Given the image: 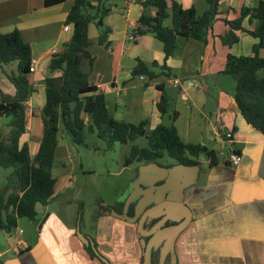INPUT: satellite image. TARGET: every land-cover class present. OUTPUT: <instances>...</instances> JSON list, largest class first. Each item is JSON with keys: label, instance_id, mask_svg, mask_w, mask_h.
I'll use <instances>...</instances> for the list:
<instances>
[{"label": "crops", "instance_id": "crops-1", "mask_svg": "<svg viewBox=\"0 0 264 264\" xmlns=\"http://www.w3.org/2000/svg\"><path fill=\"white\" fill-rule=\"evenodd\" d=\"M143 1H113L112 12L104 19V25L111 30L106 45L99 44L102 28L90 25L89 52L93 62L85 59L82 68L104 94L108 112L115 120L133 125L148 121L151 130L170 123L157 107L162 96L157 86L164 84L174 99L178 112L175 126L181 139L214 153L209 158H192L200 167L197 184L185 196L193 221L178 237L172 263L264 264V134L247 125L239 114L234 99L235 81L222 73L229 54L252 56L258 40L245 32L237 33L239 42L232 47L221 40L230 30L222 20L238 19L243 8H253L259 0H219V14L208 43L180 38L174 55L168 59L162 42L154 35L140 36L135 42L128 39V33L139 25ZM172 1L184 9L195 7L199 14L207 9L206 0H168ZM72 3L64 0L47 6L45 0H0L1 32L18 31L32 51L33 71L29 79L33 93L26 102L27 130L20 140L21 146L29 147L32 158L39 151L43 133L44 80L49 76L52 50L61 51L63 43L72 36V29L64 31ZM244 26L250 28L248 18ZM259 56L264 58V49ZM139 60L148 65L157 63L153 71L159 76L153 80L134 76L132 71ZM164 65L170 69V77L162 73ZM2 76L0 89L7 97H13L12 85L3 73ZM175 80L180 81L179 85L174 84ZM7 129L9 132L8 126ZM227 133H232V141L226 139ZM61 138L68 141L63 144ZM70 144L60 130L55 159L62 154L71 165L62 166L60 162V175L53 170L57 180L53 199L47 206H37L35 221L20 220L12 233L0 232V264H104L91 258L78 237L80 206L71 209L68 205L72 206V201L64 200L74 186ZM232 151L243 157L238 168L228 161ZM10 173L0 167V190ZM129 181L130 178L121 186L115 184L114 190L103 192L96 225L91 229L99 253L111 264L143 262L145 241L140 245L135 231L116 220L119 217L115 212L109 215L107 209ZM22 243L26 251L21 250Z\"/></svg>", "mask_w": 264, "mask_h": 264}, {"label": "trees", "instance_id": "trees-1", "mask_svg": "<svg viewBox=\"0 0 264 264\" xmlns=\"http://www.w3.org/2000/svg\"><path fill=\"white\" fill-rule=\"evenodd\" d=\"M62 1L45 0V3L52 6ZM113 1L72 0L66 21L71 25L72 36L63 43L60 53L52 57L49 76L44 80L43 133L34 158L27 145H20L27 130L26 102L33 93L29 79L33 71L32 51L18 31L3 34L0 30V69L14 89L13 97H7L0 89V118L9 120L8 135L0 133V167L11 170L6 185L0 190V232L12 233L20 219L35 221L37 206H47L52 201L57 182L53 170L60 130L73 145L79 146L85 145L88 134H96L106 144V150H112L118 143L128 144L145 138L147 147L134 146L126 161L127 166L162 159L174 161L176 165L195 166L199 163L193 157L209 158L214 154L206 147L181 139L175 126L178 112L174 109V99L164 84L157 86L162 92L157 107L170 119L168 125L151 130L148 121L133 125L117 121L109 114L104 94L90 82L82 64L85 59H91V24L103 30L99 44L107 43L111 30L104 25V19L112 12ZM206 4L207 9L199 14L195 7L184 9L175 1L145 0L135 34L138 37L154 35L162 42L167 59L174 55L180 38L208 43L219 14V0H206ZM247 18L249 29L244 26ZM222 21L230 28L221 37L225 46L232 47L239 42L238 32H245L258 40L252 56L229 54L222 73L235 81L234 99L239 114L247 125L264 134V77L259 76L264 70V58L259 56V51L264 49V1L259 0L253 8H243L236 20ZM12 63H17V72L5 70ZM156 67L157 63L148 65L139 60L132 73L153 80L159 76L153 71ZM161 70L170 77L171 71L166 65L161 66ZM85 248L91 258L102 261L91 246L85 245Z\"/></svg>", "mask_w": 264, "mask_h": 264}, {"label": "rangeland", "instance_id": "rangeland-1", "mask_svg": "<svg viewBox=\"0 0 264 264\" xmlns=\"http://www.w3.org/2000/svg\"><path fill=\"white\" fill-rule=\"evenodd\" d=\"M6 70L8 72H17V63H12L6 67ZM259 75L264 76V70L260 71ZM2 77L0 69V86ZM8 121L7 118L1 119L3 126L0 128V131L4 135H8L9 133L7 129ZM66 138L69 139L67 135ZM61 141L64 144L68 140L61 138ZM70 146L72 150L69 154L73 157L72 165H74V169L70 175H73L71 180L74 186L71 189L72 193H67L64 200L72 201V206L68 205L71 209L80 206V209H82L80 219L82 217V220L79 219L78 225L80 226L81 233L85 234L84 232H87L88 236L95 239V235L91 229H94L96 225L100 198L104 197L103 192L114 190L115 184L121 186L127 179L131 178L134 169L139 163L127 166L126 161L130 157L134 146L147 147V141L145 138H139L137 141L128 144L118 143L112 150H106V144L96 134H88L85 145L70 144ZM60 162H62V166L65 164L67 166L71 165L69 158L58 154L54 168V174L56 175H60L62 172ZM6 171L10 172V170ZM20 220L25 223L29 221V219ZM1 244H5V241L4 243L1 242Z\"/></svg>", "mask_w": 264, "mask_h": 264}, {"label": "water", "instance_id": "water-1", "mask_svg": "<svg viewBox=\"0 0 264 264\" xmlns=\"http://www.w3.org/2000/svg\"><path fill=\"white\" fill-rule=\"evenodd\" d=\"M199 171L200 167L198 165H175L171 168H163L154 162L140 167L142 177H152L149 181L150 186L148 185V189L142 193L144 198L134 199L135 202L139 199L137 203L139 211L143 212L148 208L141 222H151L163 217L150 232L152 239L148 243H143L144 257L142 264H153V249L163 242L165 247L162 250V262H164L168 253H171L173 261L176 258L175 245L177 239L193 221V214L191 208L185 203V196L197 184ZM156 183L160 184L155 187ZM115 214L121 218L120 215ZM168 221L175 222L176 225L162 228ZM78 237L84 245L91 246L104 263L111 264L107 258L99 253L95 242L82 234L79 228Z\"/></svg>", "mask_w": 264, "mask_h": 264}, {"label": "flooded vegetation", "instance_id": "flooded-vegetation-1", "mask_svg": "<svg viewBox=\"0 0 264 264\" xmlns=\"http://www.w3.org/2000/svg\"><path fill=\"white\" fill-rule=\"evenodd\" d=\"M154 163H157L160 167H163V168H171L176 165L174 161H170L167 159H162ZM146 164H149V163H139L138 164V166L133 171V175L131 176L127 187L119 192L115 200V203L112 206L107 207L109 215H111L113 212L117 213L118 215L121 216V218L119 217L116 220H118L120 223L127 225L126 226L127 229H133L135 231V234L138 237V243L140 245L143 240L145 241V243H148L152 239L150 232L152 231L155 224H157L163 218V217H160L151 222H147V221L141 222L148 208H146L143 212H141L137 208L138 207L137 203L140 198L141 199L144 198V195L142 193L148 189L147 187L149 185L150 178H152V177L150 178L142 177L140 173V167ZM136 183H138V185H136ZM159 184L160 183H156L155 187H157ZM135 198L136 199L139 198V199L135 202L134 201ZM174 225H176L175 222L168 221L164 224L162 228L172 227ZM126 233L128 232L125 231V235ZM88 237L91 238L93 241L95 240L94 238L90 236ZM164 247H165V244L163 242L160 246L153 249V254H152L153 264H172L171 253H168L167 256H165L164 262H162V259H163L162 250L164 249ZM175 251H176V245H175ZM126 264H129V263H126Z\"/></svg>", "mask_w": 264, "mask_h": 264}, {"label": "built area", "instance_id": "built-area-1", "mask_svg": "<svg viewBox=\"0 0 264 264\" xmlns=\"http://www.w3.org/2000/svg\"><path fill=\"white\" fill-rule=\"evenodd\" d=\"M64 31L67 32V33L70 32L71 31V25L70 24L65 25L64 26ZM128 39L130 41H133V42H135L138 39V36L135 34V29H132L128 33ZM59 53H60V51L57 50V49H53L52 50V56L58 55ZM140 79L141 80H145V77L141 76ZM179 83H180V81H178V80L174 81L175 85H179ZM191 85L199 86V84H194V83H192ZM119 96H121V94H119ZM226 139L229 140V141H232L233 140L232 133H227L226 134ZM228 161L234 168H238V167L241 166V164L243 162V157L239 153L232 151V152H230V154L228 156ZM22 232L23 231H20V233H22ZM20 248H21L22 251H26L27 250V247L25 245H23V243L21 244Z\"/></svg>", "mask_w": 264, "mask_h": 264}]
</instances>
